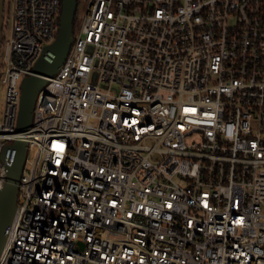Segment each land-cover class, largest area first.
<instances>
[{
	"label": "built area",
	"instance_id": "built-area-1",
	"mask_svg": "<svg viewBox=\"0 0 264 264\" xmlns=\"http://www.w3.org/2000/svg\"><path fill=\"white\" fill-rule=\"evenodd\" d=\"M85 1L23 133L61 0L4 2L0 190L27 150L0 264H264V0Z\"/></svg>",
	"mask_w": 264,
	"mask_h": 264
},
{
	"label": "water",
	"instance_id": "water-1",
	"mask_svg": "<svg viewBox=\"0 0 264 264\" xmlns=\"http://www.w3.org/2000/svg\"><path fill=\"white\" fill-rule=\"evenodd\" d=\"M4 2L5 0H0V46L4 26ZM60 5V23L56 40L44 48L41 57L32 68L34 74L24 78L20 84L22 92L16 121V132L23 133L31 129L36 95L40 88L47 83L45 78L53 77L59 72L58 70L64 64L72 46L74 19L79 4L77 0H61ZM7 149L13 152V159L11 165L6 167L5 182L0 190V254L7 239L6 229L13 222L12 219L17 209V187L26 159L27 142L22 139L17 140L12 146L5 148L2 154L3 159L6 157Z\"/></svg>",
	"mask_w": 264,
	"mask_h": 264
},
{
	"label": "rangeland",
	"instance_id": "rangeland-1",
	"mask_svg": "<svg viewBox=\"0 0 264 264\" xmlns=\"http://www.w3.org/2000/svg\"><path fill=\"white\" fill-rule=\"evenodd\" d=\"M9 0H5V2L7 3ZM78 8H77V12H76V19L78 21V27L80 25V22L83 18V15L85 13V10H86V1L85 0H78ZM5 22V21H4ZM7 34V32H6ZM5 92H6V89H5V86L2 82H0V117L2 115V112L4 110V102H5ZM28 155H31L33 156V151H29Z\"/></svg>",
	"mask_w": 264,
	"mask_h": 264
},
{
	"label": "trees",
	"instance_id": "trees-1",
	"mask_svg": "<svg viewBox=\"0 0 264 264\" xmlns=\"http://www.w3.org/2000/svg\"><path fill=\"white\" fill-rule=\"evenodd\" d=\"M77 3H78V0H77ZM74 21H75V23H74V29H73V31L75 32L76 29H77V27H78V21H77L76 17H75Z\"/></svg>",
	"mask_w": 264,
	"mask_h": 264
},
{
	"label": "flooded vegetation",
	"instance_id": "flooded-vegetation-1",
	"mask_svg": "<svg viewBox=\"0 0 264 264\" xmlns=\"http://www.w3.org/2000/svg\"><path fill=\"white\" fill-rule=\"evenodd\" d=\"M76 17V16H75Z\"/></svg>",
	"mask_w": 264,
	"mask_h": 264
}]
</instances>
